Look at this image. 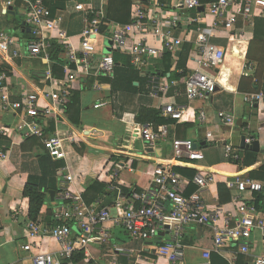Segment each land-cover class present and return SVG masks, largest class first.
Returning <instances> with one entry per match:
<instances>
[{"label": "built area", "instance_id": "1", "mask_svg": "<svg viewBox=\"0 0 264 264\" xmlns=\"http://www.w3.org/2000/svg\"><path fill=\"white\" fill-rule=\"evenodd\" d=\"M16 1L18 0H0V13L6 15ZM20 1L25 2L28 7L27 23L32 37L25 46V52L31 58L50 61L49 50L52 42H57L65 49L67 65L64 67L63 79H55L50 72L47 73L48 92L44 94V98L50 102L48 108L41 106L38 95L27 92L23 93L21 100L12 101L7 84L9 77L0 73V105L4 111L20 112L22 123L18 130L26 138L36 136L41 139L54 159L63 156L62 140L57 133L46 136L36 124V118L47 114L56 119L64 111L70 93L78 82L85 83L86 79L93 78L95 82L92 90L102 92L104 86L100 79H115L117 64L114 53L128 56L134 69L146 79L150 97L164 102L170 100V93L176 83L156 74L151 69V60L163 51L175 54L190 41L194 44L191 56L194 67L183 81L184 90L180 96H184L189 102L209 101L218 87L217 72L225 58V52L211 42L214 32L219 27L232 31L240 18L248 19L253 15V0H215L208 5H203L202 0H171V8L164 3L168 0H137L132 7L130 23L121 25L106 22L103 10L95 11L94 0H68V4L73 5L74 13H83L86 16L85 29L76 46L72 41L73 36H69L64 28L62 11L53 14L44 0ZM255 4L264 6V1L255 0ZM172 5L183 8L185 12L198 11L203 7L204 11L214 17V23L212 26L176 36L178 19L182 15ZM68 9L69 6L65 11ZM94 13L98 14V19L91 22L89 16ZM191 34L195 35L193 40L190 39ZM148 36L158 38L162 45L161 51L148 45ZM104 41L112 43V52L109 54L100 52V44ZM17 44V40L11 35L0 33L2 54H8L10 48ZM13 55L15 58L20 57V51L14 50ZM243 100L252 108H264V90L243 94ZM106 105V102L98 101L94 107L100 109ZM160 109L165 118L177 123L207 120L204 112L198 117L190 118L189 107L186 105L162 103ZM217 116L227 127L234 126L233 115L219 112ZM82 134L86 136L84 131ZM140 138L148 150L155 149L160 142H170L172 157L156 161L152 172L153 187L142 193L135 189L130 194L124 193L116 181L123 171L133 172V167L131 163H110L108 190L117 193L116 199L111 206H104L103 199L88 205L84 200L85 190L81 178L73 175L68 167L60 169L58 176L63 192L59 196L62 204L55 209L56 225L47 228L39 220L26 219L24 234L27 242L22 250L32 254L33 264H75L70 261L77 250L74 241L75 228L79 230L77 237L83 242L82 249L87 257H90L91 245L109 244L112 225L124 229L133 241L157 242V257L169 264H184L187 248L184 238L187 229L192 226L210 228L213 231L215 251L230 245L237 247L241 254H249L250 239L254 231L261 232L264 244V219H256L258 211L253 202L245 203L241 196H234L233 203L238 217L227 213L228 217L224 220L221 206L207 203L204 194L215 183L216 176L200 166L205 162V156L201 149H195L194 141L178 138L175 126L169 125L142 127ZM253 142L252 139H245L246 145H252ZM223 151L227 162L233 164L241 161L240 151L232 144H226ZM6 160L7 152L0 148V162ZM177 167L194 168L192 170L197 174L193 180H189L175 171ZM191 185L196 187V191L187 195ZM228 188H235L238 193L251 196L264 191L261 182L249 177L229 183ZM233 217L234 225L231 224ZM49 241L57 243V252L44 249ZM151 252L149 246L140 250L113 246L112 264H117V257L127 260L129 264H151ZM210 257V252L204 255L207 261ZM253 264H264V254L255 258Z\"/></svg>", "mask_w": 264, "mask_h": 264}, {"label": "crops", "instance_id": "2", "mask_svg": "<svg viewBox=\"0 0 264 264\" xmlns=\"http://www.w3.org/2000/svg\"><path fill=\"white\" fill-rule=\"evenodd\" d=\"M239 1L242 0H238V2ZM143 2H146V0ZM107 4L108 0H94V9L95 11L101 12L103 7ZM68 6L69 9L67 12L65 11L66 8L60 10L65 20L64 28L68 31L69 24H71L73 30L80 29L83 26V19L81 17L74 19L77 13L73 12V5L71 3L68 4L67 0L65 7ZM172 8L182 15V17L178 19L177 28L181 30L180 36L197 30L198 28L212 26L214 23V17L207 11L202 13L198 12L197 15L192 16L191 11L185 12L183 8H175L173 5ZM27 10L28 7L26 3L18 0L6 15L0 13V33H7L18 42V47H11L8 54H2L0 52V64L2 62L6 63L15 72L14 77L8 78L7 81L12 101L16 102L21 100L23 93L27 92L29 94L38 95L41 106L43 108H48L50 102L44 98V94L48 92L46 77L47 73L52 70L53 63L38 58H31L25 52V46L32 38L27 23ZM252 11L253 15L248 19L240 18L232 31L219 27L211 38V42L225 52L224 63L217 72V79L219 90H225L233 94L232 96L228 95L221 98V100H226L228 103H231L229 107L235 119L233 127H227L218 118V112L211 106V99L209 101L197 100L189 102L184 96H180V93L184 90L183 81L186 77L180 80L172 76L168 77L170 81L176 83V86L170 93V100H164V102H162L152 99L153 107L157 110L160 109L162 103H174L189 107L188 115L190 118H193V116L198 117L202 112L206 114L207 120L205 122L197 120L187 121L177 123V125L174 126L176 128V136L177 126H179L181 139H190L195 143L203 142L206 143V145H220L218 150L220 164L211 167L205 159V162L200 165L216 176L215 183L211 185L209 190L204 194L205 200L211 206L219 205L218 185L220 183L226 184L228 187L229 183L240 181L248 177L250 172L259 170V168L264 165V108H252L245 104L243 94L238 92L242 77L249 74L246 66L251 42L255 39L264 40V6L256 5L255 0H253ZM80 35L81 33H78L72 37V41L76 46L80 41ZM194 37V34L190 35L191 40H193ZM107 42L109 43V54L112 52V43L110 41ZM147 42L151 48L161 51L162 45L158 38L148 36ZM186 44V47L189 45H191V47L193 46V49L188 55L184 52L185 47H182L175 54H172V72L177 75H181L185 69L190 73L191 69L194 67L191 61L194 44L190 41L185 43V45ZM103 49L104 43L102 42L100 44V52L102 54L104 53ZM14 50L20 51V57H14ZM116 54L117 53H114V57ZM165 54L166 52L163 51L157 58L151 60V69L153 71H156L157 65L162 61ZM185 55H187L185 66L180 68L179 65L183 64L180 58ZM121 62L122 61L119 63ZM82 82L83 81L78 82L73 87V90L81 91L82 105L85 109L83 120L86 124L83 130H79L67 120L64 116V111L57 116L56 130L54 133H57L62 140L61 152L63 156L60 157V159L54 160L63 163V168L68 167L73 175L80 177L82 187L86 192L90 182L99 181L109 185L110 179L108 174L111 164L117 163L113 161V157H119L121 160L118 162H123L125 164L131 163L133 172L123 171L116 182H119L122 189H128L131 192L135 189L134 187L142 176H152L156 161L159 159L166 160L172 157L170 142H160L156 145L155 149L148 150L142 140H140L143 146L141 150L145 152L144 154L136 147L138 152H135V148L134 150L118 149L119 145L117 144L116 137L123 136L128 124L135 123L139 109L137 95L119 92L114 98L115 105H117V109L115 110L113 98L110 97V85L103 84V91L95 92L86 89ZM98 101L106 102L107 105L103 108L96 109L94 105ZM44 116L53 117V115L47 114ZM21 123L22 118L20 112L4 111L0 105V134L6 135L11 143L17 146H22L27 142V138L18 130ZM82 131L86 133V136L82 134ZM81 137L83 140H81ZM243 138L259 141L261 152L258 153V162L256 165L241 170L238 166L224 159L223 150L226 144H232L238 151L243 150ZM74 145L79 148L85 145L89 149L85 150L83 154H80L76 151ZM1 149L4 150V148ZM120 151H122L121 153L126 152L125 154L128 155H123ZM6 152L7 160L5 162H0L2 163V165H0V264H33L32 254L22 250V246L27 242L24 234V227L26 219L28 218L29 201L28 199H22L20 197L17 182L21 175L17 174L15 181L8 179V173L4 169L3 164L8 163L11 158L10 151ZM135 161H137L136 167L133 166ZM190 169L194 168L190 167ZM24 172L26 171H24L22 167V173ZM79 188H81V185H79ZM230 191L232 197L241 196L245 203H252L256 199V196L238 193L235 188L230 189ZM262 196L264 197V191ZM111 199L112 196L104 197V203L109 204ZM57 202V207H59L62 201L58 198ZM262 205H264V201ZM221 208L224 212L222 220L228 217L227 213H231L236 218L238 217L234 203L232 210H226L222 206ZM260 215L261 218H264V212H257V216ZM234 220L235 218L231 219L232 225L235 224ZM39 221L45 226L42 219H39ZM222 223L223 221H221L220 224ZM110 227L111 239L109 244L106 246L91 245L90 257L86 256L84 261L77 264H112L113 246L125 245L138 247V244L133 242L124 229L112 225H110ZM74 233L77 236L79 230L75 228ZM213 236V231L210 228L197 226L188 228L184 238L187 246L184 264H207L208 262L209 264H253L255 258L264 254L263 237L259 231H254L252 234L250 239V252L247 255L241 254L237 247L230 245H226L219 251H215ZM49 242L50 243L45 246L44 249L53 253L57 252L59 248L57 243L54 241ZM157 244V242L145 243L141 249L148 246L151 248V255H153V257L149 256L150 260H152L151 264H169L167 261L157 257ZM208 252L211 253L209 261L204 258V255ZM239 256H242L241 260L238 258ZM115 260L117 264H129V262L123 258L117 257Z\"/></svg>", "mask_w": 264, "mask_h": 264}, {"label": "trees", "instance_id": "3", "mask_svg": "<svg viewBox=\"0 0 264 264\" xmlns=\"http://www.w3.org/2000/svg\"><path fill=\"white\" fill-rule=\"evenodd\" d=\"M137 0H108V4L103 7V15L106 22L118 23L125 25L131 21V9ZM144 1V0H143ZM215 0H202L203 5H208ZM45 5L56 14L60 10H64L66 7L67 0H44ZM168 8H171V0L164 1ZM199 11H191L192 16L198 14ZM83 19V26L80 29L73 30L72 25L69 24L68 35L75 36V34L84 32L85 26L84 21L86 16L83 13H77L74 17ZM98 19V14L94 13L89 16L91 22H95ZM197 28V27H196ZM103 30V28H102ZM181 30L177 29L175 32L176 36H179ZM184 45V52L187 55L193 49V46ZM50 53V61L53 63V68L50 71L51 75L55 79L64 78V67L67 62L64 58L65 49L57 42H52ZM187 55L182 56L180 60L183 64L179 67L185 66ZM172 59L173 55L169 52L163 56L162 61L159 62L156 69V74L164 77L172 76L178 80L188 76V71L185 69L181 75H177L172 72ZM116 60V75L114 80L100 79V82L104 85L111 86V95L113 98L114 109H117L114 98L119 92L133 93L137 95V103L139 106L138 113L134 124H128L126 131L123 136L116 137L118 149L121 150H134L137 142L141 140L140 132L141 128L149 125L162 126L177 125V122L168 118H165L162 114L161 109L157 110L153 107V100L149 95L146 86V79H144L140 73L134 69L131 64L130 58L122 54L115 55ZM122 61L121 63H119ZM249 74L243 76L239 85L238 92L241 94H253L264 90V40L255 39L251 42L248 55H247V66ZM72 68H75L72 66ZM0 73H5L9 78L14 77V70L6 63L0 64ZM45 74V73H44ZM43 74V76H44ZM95 79L89 78L85 81V88L89 91L92 90ZM233 95L225 90H217L211 96L212 108L219 112L233 115L232 110L229 107L230 102L221 100L222 97ZM85 109L82 105L81 91L72 90L70 93L69 101L64 106V116L67 120L77 129L83 130L85 122L83 120V113ZM36 124L42 128L46 136H52L56 130V119L55 117H49L41 115L36 118ZM187 125V124H185ZM181 127V126H180ZM177 137L182 138L179 134V126H177ZM184 138V137H183ZM0 148H4V151H10V161L3 164L4 169L8 173L9 180H16L17 174L21 175L18 178L17 185L19 187L20 197L22 199H28L29 201V212L28 218L31 221H38L42 219V222L47 228H52L56 225L55 220V209L58 206V198L63 192L58 171L64 167V164L55 161L48 148L43 144L42 140L36 136L27 138L26 144L17 146L11 143V141L4 134H0ZM76 151L83 154L85 150L89 148L82 145L80 148L74 145ZM219 144L204 145L201 148L202 153L209 166H217L220 164V158L218 150ZM122 152V151H120ZM126 153V152H125ZM128 153V152H127ZM241 161L233 163L239 168L245 169L250 168L257 164L258 153L252 150H241ZM121 158L113 157V161L118 162ZM2 165V163H0ZM133 166H137V161L133 163ZM23 170L26 171L22 173ZM175 171L189 180H193L197 172L188 168H175ZM249 178L255 181H259L264 185V165L249 173ZM153 187V178L151 175L142 176L134 187L137 192H144ZM109 185L96 181L90 182L87 186V190L84 194V200L88 205L93 204L98 199H103L106 196H112L111 202L104 206H111L117 197L116 192H109ZM124 193L130 194V190L122 189ZM196 191V187L191 185L188 189L187 195L192 194ZM55 194V201L51 200V194ZM263 192L255 195L256 199L253 202L258 212H264V197ZM219 205L224 207L226 210L233 209V197L230 189L226 184L220 183L218 185ZM256 219H264L257 216ZM76 244V253L71 262L77 264L86 259L85 252L82 249L83 242L76 236L74 239ZM138 244V247H130L133 249H141L145 243L140 241H133ZM153 257V255H151ZM211 258V257H210ZM240 260L242 256L238 257Z\"/></svg>", "mask_w": 264, "mask_h": 264}, {"label": "water", "instance_id": "4", "mask_svg": "<svg viewBox=\"0 0 264 264\" xmlns=\"http://www.w3.org/2000/svg\"><path fill=\"white\" fill-rule=\"evenodd\" d=\"M200 13L204 12V8H200L198 10ZM219 90V87H216L215 91ZM204 145H206V143H203V142H196L195 143V149H201ZM242 149L243 150H252L256 153H260L261 152V149H260V143L259 141H254L252 145H246L245 144V138L242 139ZM51 200L52 201H55V194L52 193L51 194Z\"/></svg>", "mask_w": 264, "mask_h": 264}, {"label": "rangeland", "instance_id": "5", "mask_svg": "<svg viewBox=\"0 0 264 264\" xmlns=\"http://www.w3.org/2000/svg\"><path fill=\"white\" fill-rule=\"evenodd\" d=\"M10 30V29H9ZM109 43L107 42V41H105L104 42V49H103V54H108V51H109ZM136 148L137 149H139L143 154L145 153L143 150H141V148H143V146H142V144H141V142L139 141V142H137V144H136ZM135 148V152H138V150ZM139 151V152H140ZM102 153V152H101ZM203 163V162H202ZM201 163V164H202Z\"/></svg>", "mask_w": 264, "mask_h": 264}, {"label": "bare ground", "instance_id": "6", "mask_svg": "<svg viewBox=\"0 0 264 264\" xmlns=\"http://www.w3.org/2000/svg\"><path fill=\"white\" fill-rule=\"evenodd\" d=\"M121 153V152H120ZM121 154H123V155H128V154H125V153H121Z\"/></svg>", "mask_w": 264, "mask_h": 264}]
</instances>
